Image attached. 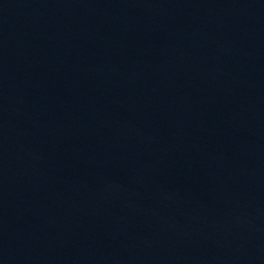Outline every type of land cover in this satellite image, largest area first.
I'll return each mask as SVG.
<instances>
[{"label": "water", "instance_id": "water-1", "mask_svg": "<svg viewBox=\"0 0 264 264\" xmlns=\"http://www.w3.org/2000/svg\"><path fill=\"white\" fill-rule=\"evenodd\" d=\"M0 264H264V0H0Z\"/></svg>", "mask_w": 264, "mask_h": 264}]
</instances>
